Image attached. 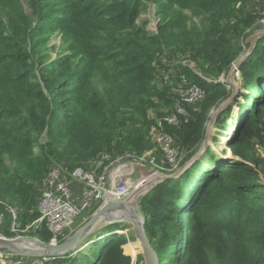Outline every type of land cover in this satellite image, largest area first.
I'll list each match as a JSON object with an SVG mask.
<instances>
[{"label": "trees", "instance_id": "trees-1", "mask_svg": "<svg viewBox=\"0 0 264 264\" xmlns=\"http://www.w3.org/2000/svg\"><path fill=\"white\" fill-rule=\"evenodd\" d=\"M147 1L155 0H0L3 236H13L8 207L21 228L38 218V186L53 162L89 169L102 153L110 161L152 150L156 163L167 166L150 136L158 119L185 160L197 152L211 109L230 91L180 63L168 73L170 58L176 51L191 53L198 66H207V76L218 77L264 15H257L256 0H164L162 19L150 33L137 23ZM175 7L202 14L203 27L188 28ZM53 32L67 52L48 61L42 49ZM237 69L242 86L254 90L243 94L246 102L252 99L239 103L228 137L220 136L232 158L221 162L207 147L177 178L163 179L139 200L147 238L163 264H264V158L257 149L264 146V35ZM160 74L176 79L164 81ZM192 83L205 97L187 105L177 92ZM24 96L40 103L26 104ZM156 103L171 105L154 117L149 110ZM181 104L185 114L177 115V125L168 124L164 119ZM230 111L228 105L218 113V129ZM30 231L45 243L51 236L44 226ZM118 233L88 239V256L71 251L43 264H130L122 248L126 239ZM124 248L137 253L129 243Z\"/></svg>", "mask_w": 264, "mask_h": 264}, {"label": "built area", "instance_id": "built-area-1", "mask_svg": "<svg viewBox=\"0 0 264 264\" xmlns=\"http://www.w3.org/2000/svg\"><path fill=\"white\" fill-rule=\"evenodd\" d=\"M257 22L263 26L264 17ZM206 80L216 81L210 78ZM177 93L182 102L187 105L194 104L205 97L204 90L194 83L178 89ZM176 113L167 116L164 120L168 124L177 125L179 122L177 115L185 114L182 104L176 107ZM161 125V120L158 119L157 127L150 131V136L159 148L167 166L156 163L152 150L141 156L125 153L110 161L109 155L102 153L89 169L80 166L69 169L60 162H53L38 186V218L32 221L28 228L35 230L44 226L51 235L46 244L56 245L72 233L74 223L84 213L93 212L108 201L126 200L138 186L137 183L152 176L151 174L167 176L184 168V166L180 167L183 157L181 158L182 154L178 146L173 138L161 129ZM105 161L108 162L104 164ZM160 179L158 177L148 181L151 186L138 196L145 195L160 182ZM73 183L81 185L78 193L73 191ZM8 210L12 215L9 230L14 232L20 224L17 221L16 210L13 207H8ZM2 222L3 214L0 213V230ZM0 235L3 236L1 231ZM50 258V256H26L0 252V264H43Z\"/></svg>", "mask_w": 264, "mask_h": 264}, {"label": "rangeland", "instance_id": "rangeland-1", "mask_svg": "<svg viewBox=\"0 0 264 264\" xmlns=\"http://www.w3.org/2000/svg\"><path fill=\"white\" fill-rule=\"evenodd\" d=\"M163 3H164V0L147 1L145 3V7H143V9H142V11H141V13L137 19V23L145 25V28L150 33L155 32L157 22L159 21V19H162V16L161 17L159 16L158 11L162 9ZM255 4L258 7V9L254 8L257 15L259 17L264 15V0H256ZM247 6L249 7V5H247ZM173 10H174V13H176L175 16H178V17L181 16L184 18L186 25L189 26L188 28H194L195 30H200L203 27L204 17L202 14H200L194 10H191V9H184V8H180V7H175ZM263 24H264V22H263ZM258 31L259 32L264 31V25L258 27L255 31H251L249 33V36L251 33L254 34ZM248 37L243 38L242 43H239V48L237 49L238 50L237 57L234 60V62L231 64L230 68L225 73L222 72L220 75H218V77L207 76V73L204 72V70L206 69L207 66L206 65H203V67L198 66L196 64L197 62H195L193 60L191 53H182V52L176 51L174 53L173 57L170 58V59H172V60H170L171 66H169V67H171V70L168 73H172L175 70L174 68H176V65L180 63L184 66H187V68L190 69L193 74L197 75V77H200L201 79L202 78L203 79H209L210 78L212 80L213 79L219 80V81L225 83L227 85L229 91H230V95L228 98L220 101L211 109V111L209 113V120L206 123L205 131H204V137H203V139L199 145V148L197 150V151L200 150L201 145L203 144L204 140H206L205 149L207 147H209V149L213 152L214 155L218 156L219 159H223V160H221V162L232 158V155L229 152V150L227 149V147L225 146V140L223 142H222V140H220V136H223L224 138L228 137L230 131L232 130V128L235 125V121L238 118L239 103H247L248 104V103H250V101L252 99V96L249 95V100H247V102H246V100L243 97V94H245V93L247 94L249 91L254 90L253 87H251L252 88L251 89V88L242 86L241 73L237 69L238 67H236V63L239 61V59L241 57H243L246 53L249 52L250 43L247 42ZM46 39L48 41L46 43V46L43 47V48H46V50L42 49V52H43L42 54L46 57V59L48 58V61H50L51 59H53L57 55H62V54L67 52V50H65L66 43H63L62 38L58 32H53L52 34H49L46 37ZM44 63H46V61ZM164 77L165 76L160 74L158 79H162L164 81L176 79L174 76L171 78H164ZM94 89L100 90V84L95 83ZM22 101L26 104L40 103L38 101V99H32L30 97H25V96L22 97ZM56 102L58 103L57 100H56ZM221 104H223V105L225 104L224 107L231 105V111H230L229 117L226 119V122L222 125V127L220 129H218L214 125V123H215L216 117H217L219 112L217 114H215L213 117H212V115L214 113H216L217 109L220 107ZM170 105H171L170 103H156V105L154 106L155 108L153 107L154 109H150L149 113L151 116L158 117V115L160 113L162 114L164 111L166 112L167 110H169ZM130 111H131V109H125L123 112L127 113ZM257 149H258V153L264 158V146L258 147ZM182 157L184 159L183 160L181 159L182 161H181L180 167L184 166V164L188 161V160H185L184 154H182L181 158ZM212 165H213V168L217 169L219 166L218 161L215 160V162H213ZM208 167L210 168L211 164H209ZM184 168H182L181 170L179 169L180 171L173 172V174L176 175L175 178H177L183 172ZM151 175L152 176L145 178V179H143L137 183L138 186L135 188L133 193H131V195L129 196L130 199L127 200L129 203L133 200V201H135L136 205H137V202L139 204V200L141 199L142 196H138V195L141 192L147 190V188L151 186V185L149 186L148 181H150V180L152 181L154 179H157L158 177L162 178V175H153V174H151ZM140 183H142V184L140 185ZM262 183H264V181H262ZM137 196H138V198H137ZM135 198H137V201ZM88 213L90 215L91 212H88ZM88 213H84L81 217H79L76 220V222L74 223V225L72 227L73 231L76 228H78L84 221L87 220L86 218L88 217ZM112 225H118V227H117L118 229L113 230L109 234L104 233V232L108 231L109 227ZM28 226L29 225H27L26 228L18 227L16 229V231L12 232L13 236H11L9 238L19 237V236L20 237L35 238L34 236H32L30 234L31 229L28 228ZM117 232H119L118 234H121L124 237V239H126V242L122 245V248H123L124 253L131 258L130 264H136L138 257L141 256V253H140V250L138 248V239L136 237L134 228L131 224H126L123 222H117V223H111V224L109 223V224L99 226L94 231H92L86 237L85 240L88 241V239H93V240H96V242H97L100 239H104L105 236L115 234V233L117 234ZM101 233H104V234H101ZM98 234H99V236H98ZM4 237H6V236H4ZM128 243L132 244L133 250L137 249V253L135 255H132L130 253L125 252L126 249L124 248V246ZM81 245H82L81 247L80 246L77 247V249L73 250L71 253L75 255L79 251H81V252H84L85 255L88 256L89 255L88 249H89L90 245L86 246L84 243ZM84 246H86V247H84ZM181 247L182 246L178 247V249H181ZM168 253L169 254L172 253V250H170ZM156 256H157L158 264H163V262L161 261V258H159L157 254H156ZM166 256L168 257L169 255L166 254ZM141 258H142V256H141ZM138 262H139L138 264H144L143 258H142V260H140Z\"/></svg>", "mask_w": 264, "mask_h": 264}, {"label": "water", "instance_id": "water-1", "mask_svg": "<svg viewBox=\"0 0 264 264\" xmlns=\"http://www.w3.org/2000/svg\"><path fill=\"white\" fill-rule=\"evenodd\" d=\"M264 35V31L251 34L247 42L250 43L249 52L239 59L236 63V67L251 53L255 42ZM225 104H221L217 109L216 113L212 117L220 112ZM211 117V118H212ZM206 140L197 151L185 164L184 169H186L195 159H197L205 150ZM202 148V149H201ZM176 175H162L160 181L165 178H175ZM147 193V192H146ZM129 198V197H128ZM128 198L126 200H128ZM138 198V196H137ZM137 198L136 201H137ZM126 200L120 201H108L99 206L94 210L88 219L83 222L78 228H76L69 236H67L63 241L56 245H48L45 242L40 241L37 238L29 237H4L0 235V252H11L18 255L26 256H62L65 255L81 246L86 237L94 231L97 227L123 222L126 224H131L134 228L136 237L139 242L140 253L143 258L144 264H158L157 256L155 250L151 247L149 240L145 231V220L141 213L140 206L137 202V209L135 214H131L128 211V202Z\"/></svg>", "mask_w": 264, "mask_h": 264}, {"label": "bare ground", "instance_id": "bare-ground-1", "mask_svg": "<svg viewBox=\"0 0 264 264\" xmlns=\"http://www.w3.org/2000/svg\"><path fill=\"white\" fill-rule=\"evenodd\" d=\"M128 199H130V198H128ZM126 201H127V200H126ZM127 202H128V201H127ZM137 208H138V207H137L135 201L132 200L130 203L128 202V211H129L131 214H135ZM86 241H87V240H85L84 242H86ZM84 242H83V243H84ZM90 242H92V241H91V240L87 241V242L85 243V245H87V244L90 243ZM129 244H130V249H131V251H133V253H135V250H133L132 244H131V243H129ZM138 248H139V250H140L139 242H138Z\"/></svg>", "mask_w": 264, "mask_h": 264}, {"label": "crops", "instance_id": "crops-1", "mask_svg": "<svg viewBox=\"0 0 264 264\" xmlns=\"http://www.w3.org/2000/svg\"><path fill=\"white\" fill-rule=\"evenodd\" d=\"M72 189H73V191H74L75 193H78V192L80 191V189H81V185L78 184V183H73V184H72Z\"/></svg>", "mask_w": 264, "mask_h": 264}]
</instances>
